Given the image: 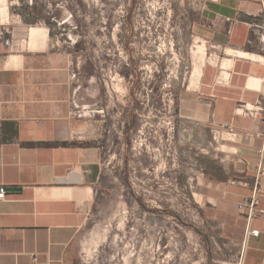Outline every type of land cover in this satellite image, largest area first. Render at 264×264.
Listing matches in <instances>:
<instances>
[{"label":"crops","instance_id":"obj_1","mask_svg":"<svg viewBox=\"0 0 264 264\" xmlns=\"http://www.w3.org/2000/svg\"><path fill=\"white\" fill-rule=\"evenodd\" d=\"M33 1L0 0V264H76L79 236L106 181L104 119L90 118L91 77L76 74L74 41L53 34L48 13ZM199 5L204 59L179 95L178 116L211 134L224 172L212 178L211 197L244 229L237 264H264V216L249 222L238 208L252 194L264 145L257 136L264 131V52L256 38L264 0ZM259 199L264 209V177Z\"/></svg>","mask_w":264,"mask_h":264},{"label":"rangeland","instance_id":"obj_2","mask_svg":"<svg viewBox=\"0 0 264 264\" xmlns=\"http://www.w3.org/2000/svg\"><path fill=\"white\" fill-rule=\"evenodd\" d=\"M33 2L53 34L74 41L76 74L91 77L90 118L104 119L106 181L76 264H237L244 229L211 197L224 174L211 134L178 116L204 59L199 0Z\"/></svg>","mask_w":264,"mask_h":264},{"label":"built area","instance_id":"obj_3","mask_svg":"<svg viewBox=\"0 0 264 264\" xmlns=\"http://www.w3.org/2000/svg\"><path fill=\"white\" fill-rule=\"evenodd\" d=\"M256 38L261 50L264 52V29L256 34ZM264 96V91H263ZM245 113L251 117L256 115V110L245 107ZM257 136H261L264 139V131L257 133ZM257 168L258 172L254 181V187L252 194L245 197L239 204L238 208L246 212L247 220L250 222L256 217L264 216V209L259 206V192H260V180L264 177V145L257 149ZM5 187L0 186V201L5 199ZM249 234L257 235V230H250ZM32 263L36 262V255H31Z\"/></svg>","mask_w":264,"mask_h":264},{"label":"water","instance_id":"obj_4","mask_svg":"<svg viewBox=\"0 0 264 264\" xmlns=\"http://www.w3.org/2000/svg\"><path fill=\"white\" fill-rule=\"evenodd\" d=\"M9 190H16V188H9Z\"/></svg>","mask_w":264,"mask_h":264}]
</instances>
